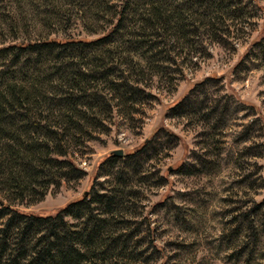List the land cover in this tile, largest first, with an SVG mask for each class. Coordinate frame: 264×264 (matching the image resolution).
<instances>
[{
  "label": "rangeland",
  "instance_id": "obj_1",
  "mask_svg": "<svg viewBox=\"0 0 264 264\" xmlns=\"http://www.w3.org/2000/svg\"><path fill=\"white\" fill-rule=\"evenodd\" d=\"M222 2L231 14L216 33L204 31L191 46L176 48L174 62H161L162 72L143 70L134 78L143 101L109 102L107 118L70 149L82 179L11 208L53 216L100 189L95 181L109 187L105 181L113 177L96 180V174L112 152L123 159L152 138L131 185L139 198L129 199L118 219L120 233L136 232L129 251L137 260L128 264H264V0ZM120 3L0 0V48L100 38ZM180 103L175 116L171 109Z\"/></svg>",
  "mask_w": 264,
  "mask_h": 264
},
{
  "label": "trees",
  "instance_id": "obj_2",
  "mask_svg": "<svg viewBox=\"0 0 264 264\" xmlns=\"http://www.w3.org/2000/svg\"><path fill=\"white\" fill-rule=\"evenodd\" d=\"M230 14L222 0H121L112 28L100 38L0 48V264L137 260L129 251L136 232L120 233L118 219L129 199L139 198L131 185L149 159L152 138L123 159L106 157L96 180L113 177L105 181L109 187L95 181L100 189L92 187L53 216L10 205H32L50 188L82 179L70 149L107 118L109 102L139 104L146 95L134 78L146 69L162 72L161 62H174L176 48L191 46L204 31L216 33ZM44 65L50 70L42 75ZM181 105L172 107L175 116Z\"/></svg>",
  "mask_w": 264,
  "mask_h": 264
},
{
  "label": "water",
  "instance_id": "obj_3",
  "mask_svg": "<svg viewBox=\"0 0 264 264\" xmlns=\"http://www.w3.org/2000/svg\"><path fill=\"white\" fill-rule=\"evenodd\" d=\"M114 157L121 158L122 157V152L121 151H114L111 154Z\"/></svg>",
  "mask_w": 264,
  "mask_h": 264
}]
</instances>
